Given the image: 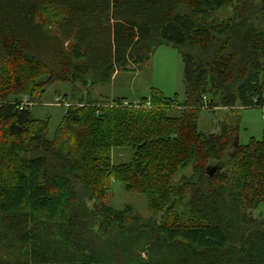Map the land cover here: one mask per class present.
Masks as SVG:
<instances>
[{
	"label": "trees",
	"instance_id": "1",
	"mask_svg": "<svg viewBox=\"0 0 264 264\" xmlns=\"http://www.w3.org/2000/svg\"><path fill=\"white\" fill-rule=\"evenodd\" d=\"M161 45L181 55L182 102L89 98ZM57 80L84 95L48 138L20 102ZM263 92V0H0V264H264V130L239 143L228 116L221 133L196 122ZM113 180L147 216L107 203Z\"/></svg>",
	"mask_w": 264,
	"mask_h": 264
},
{
	"label": "rangeland",
	"instance_id": "2",
	"mask_svg": "<svg viewBox=\"0 0 264 264\" xmlns=\"http://www.w3.org/2000/svg\"><path fill=\"white\" fill-rule=\"evenodd\" d=\"M264 1V0H263ZM183 61L179 52L169 45L159 46L148 62L139 64L132 70H120L114 73L108 83L92 86L89 98L107 100L116 97L130 102H137L154 88L165 96H176L179 102L184 100V84L182 81ZM42 77L41 79H44ZM84 95L80 84L57 80L46 85L36 101H31L28 95L23 96L21 106L29 107L34 118L48 119V138H51L64 114L65 100L75 101ZM65 98V100L63 99ZM264 97V92H263ZM176 108L172 113H177ZM237 122L238 141L246 143L250 137L261 138L264 130V109L257 107H202L196 115L199 131L221 133L225 117ZM131 149L115 148L112 153L114 164L129 161ZM107 203L122 209L129 205L136 214L148 215L147 198L144 194L127 190L121 180H113L106 193ZM254 216L264 217V202L253 211Z\"/></svg>",
	"mask_w": 264,
	"mask_h": 264
},
{
	"label": "water",
	"instance_id": "3",
	"mask_svg": "<svg viewBox=\"0 0 264 264\" xmlns=\"http://www.w3.org/2000/svg\"><path fill=\"white\" fill-rule=\"evenodd\" d=\"M213 169H214V167L210 169V172H209L210 174L213 173V171H214Z\"/></svg>",
	"mask_w": 264,
	"mask_h": 264
},
{
	"label": "built area",
	"instance_id": "4",
	"mask_svg": "<svg viewBox=\"0 0 264 264\" xmlns=\"http://www.w3.org/2000/svg\"><path fill=\"white\" fill-rule=\"evenodd\" d=\"M262 109H264V105H263Z\"/></svg>",
	"mask_w": 264,
	"mask_h": 264
}]
</instances>
